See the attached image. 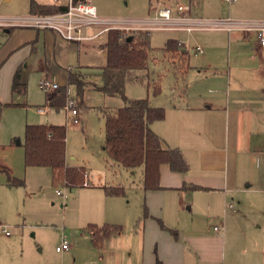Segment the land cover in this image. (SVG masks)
<instances>
[{"label":"crops","instance_id":"crops-1","mask_svg":"<svg viewBox=\"0 0 264 264\" xmlns=\"http://www.w3.org/2000/svg\"><path fill=\"white\" fill-rule=\"evenodd\" d=\"M31 1H28V13L17 17L35 14L30 10ZM35 1L68 5V0ZM152 1L151 15L159 7H165L160 1L157 5ZM242 1V15L264 18V0ZM235 14L240 13L235 10ZM210 15L232 17L218 11ZM98 31L83 30L85 38L68 40L50 28L0 25V155L19 158L21 150L18 147L22 145L25 162L27 125L48 124L29 119L30 105H41L39 111L42 107L46 111L48 107L59 110L49 104L48 94H45L44 102L34 103L31 98L34 77L40 86L44 78L63 86L68 82L67 72L72 67L84 74L85 89L93 82L90 78L97 69L95 66H72L75 50L71 42L89 49L91 42L103 33L96 35ZM192 31L207 32L202 45L190 50L199 53L197 47L203 49L200 54L205 59L204 66L196 71L198 76L193 74V83L186 84L189 86L182 95L183 102L160 106L166 109L165 117L151 124L162 138L164 147L182 150L190 168L186 172H177L168 163H162L161 187L145 189L152 217L146 220V226L154 232L156 250L148 251L142 264H157L158 260L162 264H264V215L259 214L264 209V57L255 33L226 29ZM169 39L180 42L177 38ZM104 43L101 47L107 62ZM183 47L182 54L176 58L183 71L189 73L192 67L187 60L189 50ZM78 51L80 53V48ZM105 64L98 68L100 76ZM17 71L19 78L15 90ZM77 108L79 111V104ZM65 110L67 118L72 120L70 111L66 107ZM24 111H28L25 121L23 117L14 120L17 112ZM66 162L70 167L81 166L67 157ZM6 163L11 165L10 159H0V172L7 174L9 184L13 177L24 180ZM29 166L25 163V167ZM139 168L143 178L142 166L127 169L135 174ZM84 186L91 185L84 182ZM155 218L162 219L172 231L162 229ZM3 225L0 223L1 229ZM214 226L220 229L216 230ZM91 236L93 238L92 233Z\"/></svg>","mask_w":264,"mask_h":264},{"label":"rangeland","instance_id":"rangeland-1","mask_svg":"<svg viewBox=\"0 0 264 264\" xmlns=\"http://www.w3.org/2000/svg\"><path fill=\"white\" fill-rule=\"evenodd\" d=\"M29 0H0V17L15 18L28 13ZM47 1V0H42ZM94 4L100 17L121 24L130 19L150 16V0H87ZM168 6L176 15L178 4L190 6L192 18H220L210 15L218 11L221 15L241 19H254L244 14V3L238 0L230 5L225 0H153V4ZM241 6V8H239ZM150 9V10H149ZM235 10L240 14H235ZM99 30L91 26L83 30ZM199 29V28H196ZM204 31H192L185 28H155L150 40L149 85L147 83H128L126 95L129 99L148 97L156 106H168L183 102L186 84L193 83V74L204 66L205 59L200 53L190 52L196 45H202ZM168 38H177L188 49L187 60L192 66L189 73L180 67L178 59L165 51ZM107 39L103 32L85 49L77 42H71L75 50V62L72 66L97 69L91 82L80 96L76 86H68V98L79 104L80 123L69 120L65 107L59 110L48 107L41 113L38 105H30L29 119L48 124L66 125V157L74 164L86 167L85 180L91 186H68L62 181H54L53 171L46 166L25 167L23 146H19V158L0 155V159L9 160L6 166L24 183L9 184L6 173L0 172V223L8 226L10 235L0 228V264H142L145 254L155 252L154 232L146 226V220L152 219L147 205L141 168L134 174L122 165L115 163L105 151L106 110H115L126 104L122 97L105 95L99 85L102 78L99 66L106 63L101 44ZM86 47V46H84ZM80 48V53H78ZM89 50V51H86ZM177 60V61H175ZM202 65V66H201ZM191 75V76H190ZM34 103L45 101L47 92L41 88L39 80L31 81ZM155 83L161 91L154 93ZM43 106V105H42ZM45 106V105H44ZM25 113L17 112L14 120ZM157 126V125H156ZM159 129V126H157ZM16 156V154H15ZM102 177V180L99 179ZM102 184H98L101 182ZM105 186L122 187V194H109ZM63 195H59L57 190ZM255 211L256 209L250 207ZM264 212V209H262ZM259 213L263 217L264 213ZM157 220V218H155ZM154 220V219H153ZM155 221V220H154ZM158 224V220L155 221ZM158 222V223H157ZM109 224L107 238L101 244L94 242L88 224ZM67 240L71 248L58 252L56 247ZM149 249V250H148Z\"/></svg>","mask_w":264,"mask_h":264},{"label":"trees","instance_id":"trees-1","mask_svg":"<svg viewBox=\"0 0 264 264\" xmlns=\"http://www.w3.org/2000/svg\"><path fill=\"white\" fill-rule=\"evenodd\" d=\"M82 2L86 0H73ZM67 9V5L41 4L31 1V13L51 14ZM146 32L141 30L127 31L112 28L107 31V40L103 44L107 51V62L102 67L103 85L98 86L109 96L122 97L126 104L115 110H106V142L105 150L111 158L127 168L143 167V183L146 190L158 189L160 185V166L168 163L173 171L186 172L190 166L181 149L164 147L162 138L154 131L151 124L163 119L166 109L151 105L148 97L129 99L126 95L128 83H147L149 78L150 40ZM182 44L169 39L165 49L174 57H179ZM187 66V65H186ZM68 82L53 94H48L51 106L60 109L67 103L68 86L74 84L80 96L83 95L87 81L79 70L68 69ZM19 71H17L13 87L17 90ZM161 91L155 84L154 93ZM66 125L62 124H28L25 132V163L29 165L49 166L53 171L54 181H62L68 186H84L86 168L70 167L66 162ZM10 183L20 184L24 180L15 177ZM109 194H122V187L105 186ZM162 229H170L162 219L157 218ZM94 242L101 244L109 224H88ZM157 264H162L158 260Z\"/></svg>","mask_w":264,"mask_h":264},{"label":"built area","instance_id":"built-area-1","mask_svg":"<svg viewBox=\"0 0 264 264\" xmlns=\"http://www.w3.org/2000/svg\"><path fill=\"white\" fill-rule=\"evenodd\" d=\"M225 1L233 3L235 0ZM189 11L190 6L184 4H178L176 15L168 6L159 7L155 13L149 17L126 20L129 21L128 23H132V25H121L108 18L100 17L96 6L90 1L74 2L73 0H68L67 9L64 11L51 14H30L28 16L15 18L0 17V25L50 28L68 40H81L85 38L82 34L83 29L91 26H98L101 28L96 35L112 28L125 29L127 31L144 30L147 35H150L155 28L241 30L247 33H255L261 55L264 57V18H192L190 17ZM197 52L203 53V49L198 46ZM41 87L47 92V94H53L60 88V84L50 78H44L41 81ZM77 105L78 104L72 98H68L65 105L66 109L70 111V118L74 123L80 122ZM40 111L45 112L46 109L42 107L40 108ZM85 185H90V183L85 181ZM57 193L63 195V192L60 189L57 190ZM214 228L216 230L220 229L219 226H214ZM2 229L6 234H10L8 226L3 225ZM70 248L71 245L67 240H63L56 247L58 252H63Z\"/></svg>","mask_w":264,"mask_h":264}]
</instances>
